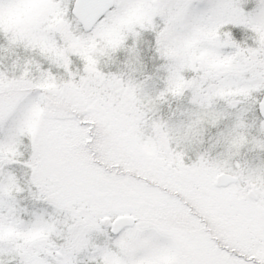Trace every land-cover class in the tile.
Masks as SVG:
<instances>
[{"label":"snow or ice","instance_id":"snow-or-ice-1","mask_svg":"<svg viewBox=\"0 0 264 264\" xmlns=\"http://www.w3.org/2000/svg\"><path fill=\"white\" fill-rule=\"evenodd\" d=\"M0 264H264V0H0Z\"/></svg>","mask_w":264,"mask_h":264}]
</instances>
